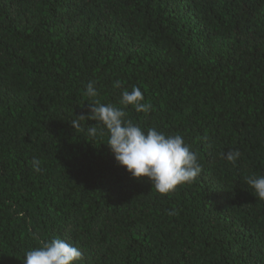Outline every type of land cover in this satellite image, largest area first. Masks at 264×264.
Segmentation results:
<instances>
[{"label":"trees","instance_id":"obj_1","mask_svg":"<svg viewBox=\"0 0 264 264\" xmlns=\"http://www.w3.org/2000/svg\"><path fill=\"white\" fill-rule=\"evenodd\" d=\"M89 82L115 107L139 87L151 108L125 119L181 135L196 180L161 196L116 165L98 122L72 128L90 112ZM253 175L264 0H0V264L53 238L82 251L78 264H264Z\"/></svg>","mask_w":264,"mask_h":264},{"label":"clouds","instance_id":"obj_2","mask_svg":"<svg viewBox=\"0 0 264 264\" xmlns=\"http://www.w3.org/2000/svg\"><path fill=\"white\" fill-rule=\"evenodd\" d=\"M120 87L117 81L114 85ZM85 96L93 100L88 115L76 117L72 128H80L81 120L98 122L107 132V147L116 165L136 181L147 180L159 195H167L177 186L193 183L202 172L198 161V153L190 149L184 138L179 134L168 135L156 128L143 130L138 124L125 119V108L131 106L137 113H147L151 105L144 101V95L139 87L131 91L124 90L119 104H101L96 100L97 89L93 82L86 86ZM90 134H95L96 123L88 126ZM238 150H230L224 154V159L235 165L240 159ZM33 170L41 171V161L33 158ZM246 184L252 189V194L264 201V176H249ZM176 215V210L168 212ZM84 258L82 251L62 238H53L50 242L34 248L25 254L23 264H78Z\"/></svg>","mask_w":264,"mask_h":264}]
</instances>
